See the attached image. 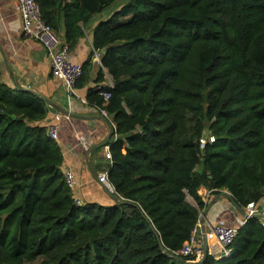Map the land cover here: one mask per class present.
<instances>
[{
	"label": "trees",
	"instance_id": "trees-1",
	"mask_svg": "<svg viewBox=\"0 0 264 264\" xmlns=\"http://www.w3.org/2000/svg\"><path fill=\"white\" fill-rule=\"evenodd\" d=\"M116 1L37 0L70 52L89 35L111 83L85 98L108 117L114 193L94 189L110 204L75 199L46 101L0 80V264H264L258 214L228 258L177 256L201 188L264 209V0H131L96 21Z\"/></svg>",
	"mask_w": 264,
	"mask_h": 264
},
{
	"label": "crops",
	"instance_id": "crops-1",
	"mask_svg": "<svg viewBox=\"0 0 264 264\" xmlns=\"http://www.w3.org/2000/svg\"><path fill=\"white\" fill-rule=\"evenodd\" d=\"M106 16L102 13L96 17V21L107 18ZM60 36L62 37V33ZM91 53V42L86 34L71 50L70 56L72 62L82 67L88 63V79L86 83L76 87L75 95L69 98L64 85L52 77L48 57L43 48L22 35V21L16 1L0 0L1 82L11 88L34 94L61 109L56 114L48 112L46 119L39 126L48 127L49 124H54L58 127L56 143L63 157L61 171L63 175L67 172L73 174L76 184L72 191L76 195L75 199L84 198L89 202L110 204L109 197H102L94 188L99 184L97 174L108 167L104 153L111 140V130L108 119L103 118L96 107L87 104L85 98L89 90L110 87L111 83L103 71L105 81L101 85L95 84L100 63L94 60L93 56L88 60ZM198 195L204 203V208L199 212L197 230L203 241L219 219L224 220L230 227H238L236 217L241 216L228 207L231 202L226 192L215 195L201 188ZM188 201L192 203L191 200ZM211 204L213 205L209 208L208 205ZM262 204L264 208V202ZM207 241L210 243V240Z\"/></svg>",
	"mask_w": 264,
	"mask_h": 264
},
{
	"label": "built area",
	"instance_id": "built-area-1",
	"mask_svg": "<svg viewBox=\"0 0 264 264\" xmlns=\"http://www.w3.org/2000/svg\"><path fill=\"white\" fill-rule=\"evenodd\" d=\"M18 7V14L22 21V35L34 42H37L45 51L50 67L52 77L59 80L65 87L69 98L75 95V87L77 82L82 78L83 67L72 62L70 50L67 45L58 37L54 31L45 24L42 20L41 9L37 0H15ZM94 60H99V54L94 52ZM104 100L109 99V94L102 93ZM87 103V102H86ZM103 118L108 119L107 113L98 109ZM47 136L52 141L56 142L58 137V127L54 124H49L47 127ZM116 139V138H115ZM114 139V140H115ZM214 138L209 134H205L199 141V148L203 149L207 143H212ZM104 158L111 160L109 147H105ZM65 181L68 187L72 190L75 186L74 176L71 172L65 175ZM97 182L106 188L109 193H114L113 188L108 181V172H103L97 175ZM229 194H227V197ZM229 198V197H228ZM188 200H191L188 198ZM231 205H228L233 211L237 212L232 200L229 198ZM245 217H236L238 228L226 226L224 220L219 219L213 225L210 233L206 237L207 241H203L198 235L199 221L193 230L190 240L183 245L182 250L177 253V256L182 258H195V261H201L204 257V247H206V256H211L214 259L228 258L231 255V245L236 238L238 229L244 227L247 221L254 216L264 215L263 210H257L254 203H249L243 210ZM264 226V221H261Z\"/></svg>",
	"mask_w": 264,
	"mask_h": 264
},
{
	"label": "water",
	"instance_id": "water-1",
	"mask_svg": "<svg viewBox=\"0 0 264 264\" xmlns=\"http://www.w3.org/2000/svg\"><path fill=\"white\" fill-rule=\"evenodd\" d=\"M47 110L49 113H52V114H56L57 111H61V109L51 105L49 102H47ZM63 112V111H62ZM109 140V138L106 140V142ZM213 204L209 205L208 207L210 208ZM235 206V209L237 211V213L241 216V217H245L243 211L237 206V205H234ZM158 239V238H157ZM160 250L163 251V253H165L163 247L160 245ZM204 257H203V260L204 258L206 257V247H204Z\"/></svg>",
	"mask_w": 264,
	"mask_h": 264
},
{
	"label": "rangeland",
	"instance_id": "rangeland-1",
	"mask_svg": "<svg viewBox=\"0 0 264 264\" xmlns=\"http://www.w3.org/2000/svg\"><path fill=\"white\" fill-rule=\"evenodd\" d=\"M131 0H117L110 8L106 9L103 14L107 15L108 17L112 12H115L120 7L128 4ZM128 20V18L124 19V21Z\"/></svg>",
	"mask_w": 264,
	"mask_h": 264
}]
</instances>
